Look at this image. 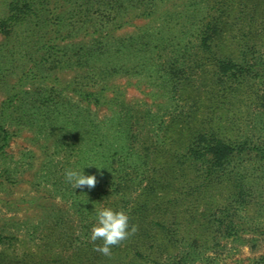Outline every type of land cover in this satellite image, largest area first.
<instances>
[{
    "label": "trees",
    "instance_id": "16d2710c",
    "mask_svg": "<svg viewBox=\"0 0 264 264\" xmlns=\"http://www.w3.org/2000/svg\"><path fill=\"white\" fill-rule=\"evenodd\" d=\"M68 1L77 7L64 32L57 28L62 19L57 12L60 6L65 10L67 1L62 5L55 0L46 9L45 0H13L9 17L0 19L6 37L27 27L15 36V44L0 49L2 58L19 54L26 65L0 105V157L13 135L5 127L7 119L20 123L27 117L24 103L16 102L21 89L64 48L62 41L77 37L83 28L92 44L81 48L84 53L74 51L78 66H87L90 58H133L132 64L100 72L97 88L77 90L88 113L89 106H123L112 127L85 125L87 138L80 148L85 165L87 153L99 144L108 164L116 161L117 166L109 172L108 188L79 189L72 198L81 236L66 231L57 239L62 250L46 260H16L3 253L0 264H218L212 253L230 239L244 241L249 232L264 235V0ZM133 17L164 18L161 34L120 40L114 49L103 42ZM172 34L179 40L175 53L159 66L151 63L158 74L156 93L177 99L165 120L158 112L127 105L122 84L106 76L149 69L153 55L148 53ZM184 35L192 40L184 44ZM137 54L140 60L135 61ZM51 77L61 82L58 74ZM46 113L42 122L51 116ZM86 113L81 111L80 126L88 121ZM0 176L11 179L7 171L0 170ZM95 206L123 209L137 227L112 246L110 256L94 250L102 241L90 240ZM4 238L0 232V241ZM256 264H264V254Z\"/></svg>",
    "mask_w": 264,
    "mask_h": 264
},
{
    "label": "rangeland",
    "instance_id": "374dc122",
    "mask_svg": "<svg viewBox=\"0 0 264 264\" xmlns=\"http://www.w3.org/2000/svg\"><path fill=\"white\" fill-rule=\"evenodd\" d=\"M12 1L0 0V19L9 17ZM45 1L46 4L43 6L47 9L55 0ZM65 1H67L65 10L60 6L57 12L62 17L60 25L57 26L61 32L70 29L72 19L70 12L77 7L75 1L60 0V4L63 5ZM131 13L129 10L125 18H129ZM164 22V18L156 21L148 17H133L103 42L111 43L114 49L116 46L119 47L120 40L128 43V40L136 41V38L144 35L146 38L149 36L156 38L161 34ZM26 30V26H19L11 37H6L7 35L0 32V49L10 48L17 41L15 36L20 37ZM170 36L171 38L162 43L160 49L156 48L148 53L153 55V60L148 65L149 69L146 68L139 74L121 72L117 76H106V80L122 84L127 105L150 109L152 113L158 112L165 120L174 112L177 99L166 93L165 95L156 93L160 90L158 74L154 73L155 66L151 63L159 66L175 53L174 49L177 48L179 40L174 34ZM14 40L16 41L13 42ZM190 40L192 37L184 35L182 42L186 44ZM91 44L92 36L86 34L83 28L79 29L77 37L62 41L61 45L64 48L61 47L55 57H49L46 65L39 67V77L26 84L16 100L19 101L18 104L23 102V107L27 108L25 115L27 121L23 119L19 123L16 118L15 121L7 119L5 127L13 132V135L0 157V170L7 171L11 179L7 180L5 176H0V232L5 237L0 241V255L4 253L16 260L25 258L29 262L41 260L43 257L46 260L47 255L52 256L56 251L62 250L57 239L59 240L66 231L72 232L77 238L81 236L80 219L71 205L72 198L77 196L79 188L74 189L65 180L64 173L68 168L85 165L82 158L86 153L82 155L84 151L80 152V148H84L83 144L87 138L86 126L90 123L89 129H102L104 125L112 127L123 106L110 108L89 106L88 113L87 104L77 90L81 87L97 88L102 81L100 72L133 63V58L118 55V58L111 59L90 58L87 60V66H78L74 51L84 53L81 48L90 47ZM2 56L3 53L0 52V105L8 98L26 67L19 54L10 60ZM138 60L139 54L135 58V61ZM28 64L29 68L31 63ZM54 74L59 75L60 83L51 80V75ZM195 75L197 79L201 74ZM32 106L34 108L30 109ZM83 108L87 111L86 115L89 114V118L83 122L84 126H80L79 119ZM43 112L51 114L44 122ZM109 133L113 136L111 131ZM87 156L90 158L88 164L104 167L101 169L102 175L95 165L85 168L90 174H97L98 183L95 187L104 185L108 188L109 172L117 166L116 161L112 165L108 164L103 148L99 144L93 150H89ZM238 214L245 218L246 214L242 211ZM260 218L264 219V216ZM70 225L71 230L67 228ZM47 238L49 244L46 242ZM243 238L244 241L230 239L222 249L213 252L212 254L217 257V263L256 264V260L264 254V235L249 232L244 233Z\"/></svg>",
    "mask_w": 264,
    "mask_h": 264
},
{
    "label": "clouds",
    "instance_id": "9594fccd",
    "mask_svg": "<svg viewBox=\"0 0 264 264\" xmlns=\"http://www.w3.org/2000/svg\"><path fill=\"white\" fill-rule=\"evenodd\" d=\"M95 165L97 171L102 175L101 169L104 167L96 164H86L83 167L68 168L65 170V180L74 189H92L98 183L96 173L86 174V166ZM95 223L92 225L90 232V240L95 242L102 241V244L94 246V250L104 256L112 254V246L120 244L121 241L127 239L136 232V225H130V217L123 210H117L112 207H94Z\"/></svg>",
    "mask_w": 264,
    "mask_h": 264
}]
</instances>
